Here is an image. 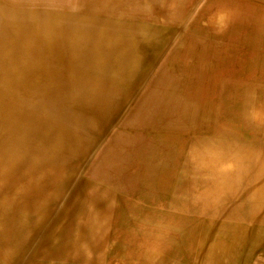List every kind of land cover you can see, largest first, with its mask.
I'll return each mask as SVG.
<instances>
[{
	"label": "rangeland",
	"instance_id": "374dc122",
	"mask_svg": "<svg viewBox=\"0 0 264 264\" xmlns=\"http://www.w3.org/2000/svg\"><path fill=\"white\" fill-rule=\"evenodd\" d=\"M226 1L235 6L239 2ZM210 4L211 0H0V23L20 18L39 23L45 34H60L65 39L92 37L90 49L112 51L110 55L119 42L121 49L115 54L124 58L104 85L108 101L107 108L101 111L100 105L95 108L92 102L96 93L92 84L82 78L85 71L71 70L70 74L76 75L65 80L67 74L62 78L55 69L47 71L37 65L38 60L33 63L22 46L11 48L8 64L4 68L0 65V101H11L0 111V155L6 160L19 157L23 164H34L35 172L40 174L29 188L31 200L37 204L34 212L47 208L40 206L47 183L59 173H71L76 168L78 156L89 146L88 139L93 138L96 143L77 172L84 178H89V172L95 173L91 179L139 205L150 199L165 201L177 181L188 174L186 162L195 135L198 143L204 137L211 139L219 134L243 144L257 140L258 128L249 126L247 121L245 124L236 109L225 108L230 103L221 107L215 102L218 91L229 88L219 98L264 104V35L249 29L243 33L240 29L241 21L253 22V13L251 18L238 13L213 32L214 28L205 22ZM99 42L104 45L102 48ZM125 48L131 50L124 56L120 51ZM126 65L130 66L127 71L122 67ZM4 77H12L13 82H2ZM11 85L22 88L23 94L16 95L5 88ZM250 89L258 91L250 95ZM206 101H211V115L207 113ZM43 102H48L47 108ZM213 114L220 115L211 117ZM20 137L29 144H12ZM121 160L136 164L138 174L127 173ZM120 166L123 171L117 172ZM182 192H174L177 199H183ZM34 256L26 254L17 259V264H39ZM53 258L46 256L44 263L59 264ZM106 259L107 254L102 262L94 260L88 264H113Z\"/></svg>",
	"mask_w": 264,
	"mask_h": 264
},
{
	"label": "bare ground",
	"instance_id": "6f19581e",
	"mask_svg": "<svg viewBox=\"0 0 264 264\" xmlns=\"http://www.w3.org/2000/svg\"><path fill=\"white\" fill-rule=\"evenodd\" d=\"M211 1L212 4L209 5L208 9L210 13L207 15L205 22L208 26L214 28L213 32L216 33L220 27L226 26L238 13L248 18H251L253 13V22H250V19H247L246 23H244V20L241 21L239 24L240 29L243 30V33L245 29H249L254 33L264 35L263 2L239 0L235 6L232 4L233 2L228 3L226 0ZM82 4L84 3L82 2ZM237 8H239L238 11H236ZM248 20H250L249 23ZM29 25H32V27ZM40 27L39 23L25 21L20 18L19 20L16 18V20L10 22L2 21L0 23V65L3 66L2 68L9 62L11 48L22 46L28 51L27 53L33 63L34 60H38L36 61L37 65L43 66L44 70L47 71H49L47 68L55 69L62 78H66L67 74L65 80L76 75L72 72L70 74L71 70L85 71L82 75L83 80L90 81V84H92L90 86L96 91L94 100L90 96L89 99L93 100L95 108L100 105L98 111L107 108V88L104 85H106L108 78L114 75L115 71L113 69L117 68L116 66L124 60L122 56H116L115 54L116 50L121 49L119 48L121 47L119 42L114 45L115 52L110 55L112 51L91 50L90 47L93 46L90 40L92 37H75V39H71L67 36L65 39L60 34H45ZM21 43L23 44L20 45ZM98 44L99 48L104 46L100 42ZM261 44H264V40ZM250 49L252 48L250 47ZM63 50L68 52L67 55L66 52H59ZM130 50L125 48L120 52H123L122 54L125 56ZM58 54L60 55L59 59H57ZM122 67L125 71L130 68L128 65ZM10 79L12 77H4L2 82ZM76 81H79V78H76ZM5 88L16 95L23 94L21 93L23 89L17 87V85ZM230 90L226 88L222 92L218 91V100L215 103H219L221 107H223V103H230L225 108L229 110L236 109L237 112L243 115L242 119L244 118L245 124L247 121L249 126L259 129L257 140L253 144H243L239 140L219 134L211 139L204 137L202 143H198L197 136L192 137L195 140L191 142L190 156L185 170L188 174L183 176L184 181L180 185V189L189 188L192 190L193 215L183 214L176 218L165 216L156 220L153 226L146 224L145 229L142 230L145 235L148 232H156V235L148 239V244H138L139 247L136 251H127V264H162L164 260V257H162L163 252L157 251V248H165L166 246V249L170 248L169 250L173 251L175 255L183 257L187 264H264V104L255 103L253 100L241 102L225 99L223 96L219 98L220 94ZM250 90L248 91L250 95H253L256 90L258 91V89ZM236 92L242 93L243 91L238 90ZM248 92L244 91V93ZM236 98L238 99V97ZM40 103L42 104L41 101ZM210 103L211 101H206V109L209 115L212 112ZM43 104L47 108L48 102H43ZM9 105H11L9 100L0 101V111L3 107ZM219 115L213 114L211 117H218ZM202 131L204 132L205 128ZM86 142L89 143V146L78 156L79 164L76 168L71 173H59L47 183L48 189L40 197L42 201L40 206L47 207L46 209L40 207L43 208L42 212H34L37 204L31 200L32 196L29 193L30 183L38 180L40 176L35 172L34 164H23L19 157L6 160L0 155V264H14L15 261L17 264L18 258L33 253L36 255L34 257L39 264L44 263L46 256L54 257L53 260L56 259L59 264H88L94 260L99 261L98 258L105 251L102 245L107 239V233L117 229L118 224L124 223V221L113 216L114 210L110 205L114 201L112 202L113 195L109 193V189L97 188L98 185L91 183L89 179L82 177L77 172L91 147L96 143L93 138L88 139ZM12 144L21 146L29 144V142L20 137L14 139ZM123 164L127 173L138 174L136 164L133 162L128 164L123 162ZM121 167L116 168L117 172L123 171ZM83 168L85 169V167ZM98 190L101 191L103 197L109 194L108 208L110 211L112 210L110 213L107 208L98 209L96 207L97 205L91 195L94 191L99 193ZM123 207L128 214L131 212V205L125 204ZM117 221L121 222L118 223ZM140 224L144 223L141 222ZM12 230H14V233L11 235ZM124 238L128 240L132 237L126 233ZM165 238H167L168 244L164 245V243L158 242L165 240Z\"/></svg>",
	"mask_w": 264,
	"mask_h": 264
},
{
	"label": "crops",
	"instance_id": "0c3cea01",
	"mask_svg": "<svg viewBox=\"0 0 264 264\" xmlns=\"http://www.w3.org/2000/svg\"><path fill=\"white\" fill-rule=\"evenodd\" d=\"M93 175L96 176L95 173H90L89 178H86V179H89L91 183L98 185L97 188L101 187V188H106L107 190L109 189L108 187H106L103 183L99 182L98 180L90 179L92 178ZM179 181H180V184H179ZM183 181H184V178L183 179L181 178V180L177 181L178 183L175 184V187H173V189L170 192V195L166 197L167 199L165 201L162 200L161 202H158L155 199H150V200H146L142 205H139L138 202H134L129 197L127 198L121 195H116L114 192H112L109 189L110 191L109 193L113 195L112 202L114 201L113 204L110 205L111 208L113 207L112 210H114L113 216H115L118 219L123 220L124 223H120L121 221H117L121 225L118 224L117 229L112 230V232L109 231L107 233V239L108 238L111 239V242L108 243L107 240H105L106 242H104V244L102 245L104 246L105 251L100 256V258H98L99 262H102L103 256L107 254L109 260L108 259L106 260L109 262L111 263L114 262L113 264H122V263L127 264V251H132V252L136 251V249L139 247L138 244H141V243L148 244L147 243L148 239H151L152 237L156 235V232L154 233L148 232V234L145 235V233L142 230L145 229L146 224H148L149 226L151 225L153 226L155 225L154 223L156 220H159L160 218L165 217V216L176 218L183 214L193 215L194 206H193V196L191 192L192 190L189 188L180 189V185L183 183ZM181 190L183 191L182 192L183 199L179 200L177 199L174 192H178ZM98 192L99 193L94 191L91 195V197L94 198V203L97 205L96 207L98 209H104V208L109 209L108 208L109 206L108 199H110L109 194L108 196L105 195V197H103L101 194V191L98 190ZM125 204L132 206L130 210L133 213L130 212L128 214L126 212V210L123 207V205ZM141 206H144L143 210L140 209ZM111 211L109 209V213ZM135 221H137V223H135ZM141 222H143L144 224H140ZM123 224H127V226ZM126 233L128 235H131L132 238H128V240H126L124 238ZM158 242H160L161 244L164 243V245L169 243L167 241V238H165V240H161ZM108 245L109 247H107ZM166 248L167 246L165 248L163 247L157 248V251L163 252L162 257H164V260L162 264H187V262L183 260V257L181 258L177 254L175 255L173 251L169 250L170 248L169 249H166ZM132 256L135 258L134 255ZM110 257H111V261H110ZM165 260H166V263H165Z\"/></svg>",
	"mask_w": 264,
	"mask_h": 264
}]
</instances>
